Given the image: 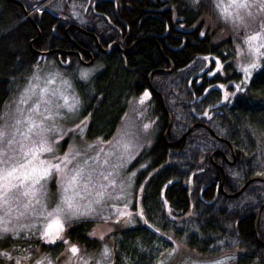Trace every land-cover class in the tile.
<instances>
[{"label":"trees","instance_id":"16d2710c","mask_svg":"<svg viewBox=\"0 0 264 264\" xmlns=\"http://www.w3.org/2000/svg\"><path fill=\"white\" fill-rule=\"evenodd\" d=\"M115 2L120 23L111 22L119 26L123 35L127 26V39L102 19L100 36L113 37L103 43L116 42L120 48L113 47L107 54L96 51L94 64L101 69L87 82L79 83L75 75L72 77L82 102L81 115L91 113L86 140H108L125 113L127 101L148 89V76L168 70L166 61L173 68L171 73H155L150 78L149 113L155 119L156 135L134 162L145 165L137 177V184L144 186L140 205L144 206L149 223L159 231L141 222L118 234L122 240L116 241V248L136 264H152L153 246L161 243H181L208 259L242 248L252 256L243 264H264V247L259 244L264 240V207L254 231L257 211L264 204V77L260 75L264 61L246 86L250 104L236 97L231 103L224 101L219 88L220 84L230 85L231 91L232 85L240 83V75L231 63L232 43L259 30L264 14L249 21L251 28L233 30L219 15L225 10L237 11L232 0H200L196 7L192 0ZM71 6V0H0V105L8 101L18 83L32 74L41 61L40 54L93 43L79 32L70 31V41L63 35L71 19ZM75 8L81 10V16L83 7L76 4ZM103 8L111 10L112 6ZM25 13L29 14L27 18ZM83 16L85 20L89 16V20L96 18L90 12ZM88 24L87 21L77 26L87 30ZM36 28L39 39L34 41ZM201 32L205 34L201 36ZM44 59L55 60L51 55ZM72 64L80 66L74 60L66 69ZM165 111L171 120L166 142L179 140L189 128L198 125L174 147H168L162 139L168 125ZM218 167L224 174L225 194L237 193L249 184L233 198L222 195L218 187L213 203L204 204L202 200L214 199L215 187L222 183L223 174ZM205 186L208 187L200 200L198 194ZM163 203L171 215L164 212ZM91 226L90 222H81L67 235L72 242L86 244ZM169 235L172 241L167 239ZM137 241L144 252L134 247ZM114 259L120 264L119 255Z\"/></svg>","mask_w":264,"mask_h":264},{"label":"snow or ice","instance_id":"6c2138e0","mask_svg":"<svg viewBox=\"0 0 264 264\" xmlns=\"http://www.w3.org/2000/svg\"><path fill=\"white\" fill-rule=\"evenodd\" d=\"M199 3L200 0H192L194 7ZM215 6L219 8V4ZM232 7L237 11L231 13L225 10L219 15L226 23L232 25L233 30L247 28L250 20L255 21L258 15L264 14V0H251V2L232 0ZM252 9L256 10L255 13ZM204 34L201 32V36ZM245 43L251 59L239 65L243 79L240 83L232 85L233 91L228 90L230 85H219V88L224 89L223 100L229 103L232 102L233 97H236L238 101L251 103L246 86L254 72L262 67L264 19L260 20L259 30L246 37ZM216 63L219 67V60ZM91 71V69H81L80 79L88 80ZM260 75L264 77V70ZM57 76H59L57 72H48L42 76L39 65L34 66V71L30 77L26 78L25 84L18 86V95L0 105V208H6L0 214V264H61V261L63 264H116L114 257L117 255L120 256V264H136L130 256L119 252L115 242L113 247L102 243L98 252L87 253L82 252L78 244L66 238V225L77 220L91 222L98 219L117 226L121 224L129 226L134 225V219H136L147 228H153V225L145 217L142 204L135 214L127 211L129 197L140 201L142 196L139 194L144 191L143 185H140L138 190L130 191L133 188L132 178L135 172L128 171L126 176H121L134 158L133 151L143 146L137 143L138 137L135 133L118 129V134L112 141L101 140V144L107 143L112 146L108 153L99 149L95 156H89L87 150L96 146L85 144V151H82L74 143H69L68 149L61 153L60 142L65 137L80 134L87 126L91 113L79 119L82 102L74 92L70 98L62 90H53L51 95L46 97L45 94L49 90L45 87L37 94V81L43 78L46 85L52 84ZM61 82L71 88L68 81L61 78ZM148 96L149 93L145 91L140 96L139 102L142 104ZM58 100H62L63 103H59ZM62 109L67 111L63 112ZM68 113L75 116L79 122L65 129L62 121ZM203 115L208 116V113L204 112ZM149 127L147 123L143 125L145 130ZM101 156L104 157L103 160L100 159ZM89 161L92 163L90 164ZM261 164L264 165V161H261ZM53 179L56 181L57 191L52 194L51 202H49L47 183ZM118 183L119 188L115 193L109 191V189H117ZM83 193L88 195L85 196ZM113 200L120 201L123 210L114 202L108 203ZM34 205H39V211L36 214L41 220L40 228H37L35 223H19L20 217L24 216V212L19 211V208L22 206L35 213ZM132 206L137 207L135 203ZM13 207L17 209L15 217ZM108 209H111L110 214H106ZM111 215H115V221L111 220ZM172 218L175 219V217ZM154 230L159 231L158 228ZM36 233L46 246L55 247L58 242L64 245V252L55 257L49 253L36 255L30 245L22 246L19 243L21 240H30ZM88 235L90 238L97 237L95 231ZM106 236H116L112 227H109L106 232L101 231L98 238L103 242ZM116 239L122 240V237ZM167 239L172 241V236L169 235ZM217 243L222 245L224 242ZM134 247H138L140 252L145 251L139 241ZM178 252L179 246L165 249V251H160L158 247L154 254L164 259H158L157 264H167ZM229 259H235V255ZM190 264H202V262L191 261ZM214 264H222V262L216 260Z\"/></svg>","mask_w":264,"mask_h":264},{"label":"rangeland","instance_id":"374dc122","mask_svg":"<svg viewBox=\"0 0 264 264\" xmlns=\"http://www.w3.org/2000/svg\"><path fill=\"white\" fill-rule=\"evenodd\" d=\"M227 1L231 2V0H227ZM35 10H36V8H35ZM77 11L78 12H74V11L73 12L78 14L81 10L78 9ZM70 16H71V12H70ZM249 28H251V27L244 28V29H249ZM247 36L242 37V38H240V40H237L234 43H232V46H233L232 49H233V55L234 56L232 57L231 63H232V67L234 68V70L237 73H239V75H240V82L243 79V73H242V71H240L239 65H242L251 59V57L249 56V52H248V46L245 43ZM263 61H264V58H261V66H262ZM81 69H91L92 70L91 75L89 77V79H90L95 73H97L101 69V67L98 64H94L93 66H89V67H84L81 65L76 66V64H72L70 67L65 69L62 67V65L61 66L57 65L53 60L44 59V56H42L41 61L39 63L40 74L43 76V75H46L48 72H57V73H59V76H57L55 78V82L52 84L46 85L45 80L43 78L41 80L37 81L36 82L38 85L37 94H39L40 89L47 87V89L49 91L45 94L46 97L50 96L51 92L53 90H62L65 92V94L69 95V97L71 98V95L73 92L75 94H77V91L74 87V81L72 78L73 75H75L74 77H76V80L79 83H85L89 80V79L88 80L80 79V70ZM61 78L65 81H68L71 84V88L67 87L66 84L62 83ZM25 82H26V79L21 81L20 83H18L16 85V87H15L13 93L11 94L10 98L8 99V101L12 97L18 95V92H19L18 86L24 85ZM216 87H218V86H216ZM233 90L234 89H232L231 91H233ZM145 91H147L150 94L149 90L146 89L141 94H139L138 96H134L130 100L127 101V107H126L125 113H124L119 125L117 126L116 131L108 140H105V142L112 141L113 138L115 136H117V134H118L117 130L121 129V130H128L132 133H135L136 136L138 137L137 143L140 145H143L142 147H139L133 151L132 155L134 158L131 159V161L128 165V169L125 172L121 173V176H126L128 171L135 172V176L132 178L133 188L130 189V191L138 190L140 188V186L137 184V177H138L140 171L142 169H144V167L143 168L141 167L142 164H140V163L135 164L134 163L135 159L138 157V155L142 151L148 149L151 146L153 139L156 135L155 119H153V117L150 115V113L148 111L150 96H148L142 104L139 102L140 96ZM221 91H222V93H224V89H221ZM58 102L63 103L62 100H58ZM61 111L66 112L67 110L62 109ZM126 113H127V115H125ZM83 118L84 117L80 114L79 119H83ZM78 122H79V120L76 119L75 116H73L71 113H68L66 118L62 121V125L65 129H67V128H71L73 126V123H78ZM145 123L150 125V127L147 130H145L143 128V125ZM86 127L82 130V132L80 134H78L76 136L65 137V139L60 142L61 143V153L64 150L68 149L69 143H74L82 151H85V148H84L85 144H92V145L96 146L91 150H87V154L89 156H95L96 152L99 149H103L104 153H108L109 151H111V149H112L111 145H109L107 143H103V144L100 143V141L102 139L87 141L85 138ZM81 137H82V139H81ZM102 141H104V140H102ZM100 159L103 160L104 157L101 156ZM89 163L91 164L92 161H89ZM117 180L119 181V178H117ZM118 188H119V183L117 184V189H109V191H112L115 193L118 190ZM56 191H57V185H56L55 179H53L47 183V193H48V201L49 202H51L52 194L55 193ZM83 195L87 196L88 193H83ZM89 198H91V197H89ZM113 202L116 203L117 206L123 210L122 203L120 201H116V200L108 201V203H113ZM135 202H136V200H133V198L130 196L129 197V207H128L127 211H131V212H133V214H135V212H136L135 208H133V206H132ZM34 208L36 209L35 213L32 212L31 210H26L21 206L19 208V211L24 212V216L20 217L19 223H35L36 227L40 228L41 220H40V217L36 214L39 211V205H34ZM162 209L164 210V212L167 215H169L170 209L167 207V205L165 203L162 204ZM5 210H6V208H0V214H2ZM16 213H17V209H16V207H13V216L14 217L16 216ZM110 213H111V209H108L106 214H110ZM115 219H116L115 215H111V220L115 221ZM122 219H126V218H122ZM81 222H84V221L83 220H77L75 222H69L66 225L67 231L69 229H71L72 227H74L75 225H78ZM90 224L92 226L89 228V231L86 233V238H87L88 243L81 244V243H78L77 241H75L73 243L78 244L80 246L82 252L96 253L100 250L102 243H107L109 245V247H113L114 242H115V247H116V241H117L116 238L118 237V234L121 231H128L130 229L137 227L138 225L141 224V221L134 219V225L124 226L121 224V225L117 226L114 223H111V222L104 223V222L97 219V220L91 221ZM151 224H153V223L151 222ZM153 226L155 228H158L156 225H153ZM109 227H112L114 229L116 236L115 237L106 236L105 240L103 242L100 241L98 237H99L101 231L106 232ZM92 231L96 232V234H97L96 238H90L89 237L88 234ZM33 232L35 233V229L33 230ZM70 241L72 242V240H70ZM40 242H41V240L38 238V233H36L31 237L30 240H28V241L21 240L19 243L22 246H29L30 245L31 248L34 250V254H36V255H39L40 253H49L50 255L55 257V256H59L62 252H64V249H65L64 245L58 244L56 247H49L48 248V246H45V247L41 248L39 246ZM177 246H179V252L175 255L174 259L168 261L167 264H186V262H187V264H190L191 261H200V262H202V264H214V262L216 260H218V258H215V259L214 258H212V259L204 258L201 255H199L197 252L189 251L181 243H173L172 246H168V245L161 243L158 245H154L153 251H155V249H157L158 247L160 248V251H165V249H171V248H174ZM158 259H164V257H159L158 255L153 253L154 262L152 264H157ZM225 260H226V258L221 259L220 261L223 263V262H225ZM61 264H63V261H61Z\"/></svg>","mask_w":264,"mask_h":264},{"label":"flooded vegetation","instance_id":"af4514ba","mask_svg":"<svg viewBox=\"0 0 264 264\" xmlns=\"http://www.w3.org/2000/svg\"><path fill=\"white\" fill-rule=\"evenodd\" d=\"M76 4H77V6L83 7V12L81 13V16L79 13L78 14L74 13V12H78L77 9L75 8ZM71 5H72L71 6L72 9L70 8V10L72 11L71 12L72 17L68 22L69 23L68 26L63 31V35L67 38V34L70 31L79 32L81 35L85 36L86 38L93 40V43H91L89 45H84V44H81V45L75 44L74 45L73 44V47L69 48V49L59 48L56 50H51V51H54L51 54V56H53L56 60V61L55 60H53V61L58 62V64L60 66L62 65L63 68L66 69V67L69 65L70 61H74V60L77 61L78 64H80L81 66H84V67L93 66L94 65V55L96 54V51H99L100 53H102L101 50H107L108 47H110L109 52L111 51V49L113 47L118 48V49L120 48L119 44L116 42L103 43L105 41L112 40L113 37H111V36L110 37L100 36L101 32H99V27L101 25L100 22L102 19L113 30H116L121 37L127 39V36L129 33V29L127 28V26H125V35H123L119 26L117 27L114 24H112V22H111V20H113L117 24L120 23V19H118L117 4H116L115 0H71ZM105 5H107V6L111 5L112 9L111 10L109 8L104 9L103 6H105ZM89 12L92 15H94L96 18L89 20V18H90V16H89L88 20H85L83 15H86ZM87 21L89 22V24H88L89 27L86 28L87 30H83L79 26H77L79 23H85ZM122 23H124V22H122ZM124 25H125V23H124ZM68 40L70 41V39H68ZM114 44L117 45V47L114 46ZM99 47L101 49H99ZM122 50H125V49H122ZM90 57L92 58V63L90 65H87V63L90 61ZM149 96H150L149 100L151 101V92H150ZM149 110H150V102H149L148 111ZM223 184H224V181H223ZM221 185L222 184L220 183L219 186L217 185L215 187L214 197H215V194L218 196V192H217L218 187L221 189ZM222 187H223V185H222ZM217 196H216V198H217ZM200 200H202V199H200ZM140 201L135 202V204L137 205V207H135L136 211L139 210ZM201 202L204 204L208 203V202H204L203 200ZM66 238L70 240L69 235H67ZM58 244H59V242H58ZM259 244H261L262 247H264V240H262ZM39 246L45 247L46 245H44L43 242L41 241ZM48 248H49V246H48ZM233 255H235V259H229V257H231ZM217 258H218V260L226 258L225 262H223L224 264H243L242 262L244 260H246L248 262L250 259H252V256H250V254H246L244 249L239 248V249H236L233 251L225 252L224 254H222L221 256H219Z\"/></svg>","mask_w":264,"mask_h":264},{"label":"water","instance_id":"95a60500","mask_svg":"<svg viewBox=\"0 0 264 264\" xmlns=\"http://www.w3.org/2000/svg\"><path fill=\"white\" fill-rule=\"evenodd\" d=\"M13 2V1H12ZM13 3H15V4H18V3H16V2H13ZM19 5V4H18ZM29 16V14H27V13H25V18H27ZM36 32H37V37L35 38V40L34 41H37L38 39H39V32H38V29L36 28ZM114 46H116L117 47V45H115L114 44ZM30 47H31V44H30ZM99 49H101L100 47H99ZM109 50H110V47H108V49L107 50H101V52L103 53V54H107L108 52H109ZM123 52H125L126 50H122ZM54 51H49V52H47V53H43L42 55L39 53V52H36V54L38 55V54H40V56H45V55H51L52 53H53ZM168 64H169V69L168 70H161V71H155V72H153V73H151L149 76H148V80H147V86H148V89L149 90H152L151 88V84H150V78L152 77V75H154L155 73H171L172 72V70H173V68H172V66L170 65V63H169V61H166ZM92 63V58L90 57V61L87 63V65H90ZM161 102H162V106H164L163 105V101L161 100ZM165 114H166V116H167V119H168V125H167V129H166V131L164 132V134H163V137H162V139H163V141L165 142V144L168 146V147H174V146H176L177 144H179L183 139H184V137L192 130V129H194L196 126H198V125H194V126H192L191 128H189V130L179 139V140H177V141H174V142H166V139H165V137H166V135H167V133H168V131H169V128H170V126H171V120H170V118H169V115L167 114V112L165 111ZM210 132V131H209ZM215 155V153H213V154H211V156H210V162L212 163V158H213V156ZM233 161H234V158H233ZM232 161V162H233ZM219 168V170L222 172V174H223V171H222V169L220 168V167H218ZM223 181H224V174L222 175V185H223ZM249 184V182H247L242 188H241V190L240 191H238L237 193H234V194H230V195H227V194H225L224 193V191H223V189H222V185H221V194L222 195H224V196H226V197H229V198H233V197H236V196H238L245 188H246V186ZM208 186H205L204 188H202L201 190H200V192H199V194H198V197H199V199H201V194H202V192H203V190L204 189H206ZM216 194H215V197H214V199L212 200V201H210V202H208V203H206V204H211V203H213V201L215 200V198H216ZM264 207V204H262V206L260 207V209L258 210V212H257V214H256V220H255V224H254V231H255V225H256V223H257V220H258V217H259V213H260V211H261V209Z\"/></svg>","mask_w":264,"mask_h":264},{"label":"built area","instance_id":"2783aa9c","mask_svg":"<svg viewBox=\"0 0 264 264\" xmlns=\"http://www.w3.org/2000/svg\"><path fill=\"white\" fill-rule=\"evenodd\" d=\"M36 11H38L37 8H36Z\"/></svg>","mask_w":264,"mask_h":264}]
</instances>
